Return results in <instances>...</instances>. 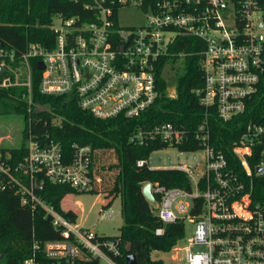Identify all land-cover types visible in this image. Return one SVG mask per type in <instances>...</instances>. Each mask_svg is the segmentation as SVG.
Returning a JSON list of instances; mask_svg holds the SVG:
<instances>
[{
	"label": "built area",
	"instance_id": "2783aa9c",
	"mask_svg": "<svg viewBox=\"0 0 264 264\" xmlns=\"http://www.w3.org/2000/svg\"><path fill=\"white\" fill-rule=\"evenodd\" d=\"M134 1L150 12L143 25L118 23V10L131 0H117L116 15L102 0L92 21L57 15L61 25H51L56 34L52 48L33 42L18 56L0 46V67L6 68L0 86L22 85L31 91L35 63L42 92L72 96L99 118L137 117L159 95L161 59L180 35H188L204 41L203 85L196 94L207 113L214 108L229 120L264 91V0ZM40 61L43 68L38 67ZM169 94L175 96V88ZM257 114L260 120L249 122L232 146L239 168L212 145L207 117L190 132L182 124L164 121L130 136L136 144L160 139L180 145L191 137L202 144L201 168L186 163L163 167L185 172L188 186L143 184L152 183L155 201H149L164 225L186 219L195 223L182 247L186 264H264V194L254 191L256 176L263 174L259 167H264V101ZM256 147L259 157L253 165ZM94 161L91 144L73 141L66 151L49 137H30L27 157L15 166L0 152V190L15 187L23 204L42 205L62 233L60 239L34 240L31 256L20 264H122L117 259L122 255L120 238L74 224L36 192L45 179L93 190L101 181ZM137 164L159 168L144 158ZM163 232L164 226L156 229L157 234Z\"/></svg>",
	"mask_w": 264,
	"mask_h": 264
},
{
	"label": "trees",
	"instance_id": "16d2710c",
	"mask_svg": "<svg viewBox=\"0 0 264 264\" xmlns=\"http://www.w3.org/2000/svg\"><path fill=\"white\" fill-rule=\"evenodd\" d=\"M99 1L102 0H0V46L15 50L18 56L33 42L52 48L56 39L51 26L54 18L61 15L64 18L75 17L79 22L92 21L96 18ZM149 1L153 0H146V3ZM103 4L112 6L116 15L119 7L117 0H104ZM203 48L202 39L180 35L170 46L169 54L159 63L158 97L139 116L132 118H99L83 109L72 96L42 92L40 71L35 63L31 91L22 85L0 86V113L17 112L25 119L22 145L0 148L2 158L7 159L12 166L27 157L30 137L54 138L66 151L71 150L73 141H78L91 144L95 156L100 150L115 153L117 161L111 163L109 168H116L117 173L113 185L103 190L108 198L104 207H110L113 197L121 195L124 223L120 227L121 233L110 237L121 239L122 255L117 259L122 264H125L128 254H134L140 264H164L162 259L153 258L152 252L172 250L184 235V221L164 225L159 220L152 203L143 194L144 182L179 187L189 185L187 174L179 169L150 168L147 164H137L138 159H149L154 150L169 145L160 139L136 144L130 141V136L141 127H152L164 121L182 124L190 132L197 129L207 117L212 145L221 149L230 163L239 168L240 163L232 146L246 131L249 122L260 120L257 112L262 108L264 91L254 96L245 112L229 120L222 119L214 108H210L207 113L196 94V90L203 85L200 65ZM177 61H182V69L176 73L174 83ZM169 63L173 65L167 69L171 72L168 76L164 70ZM171 85L175 87V96L169 94ZM174 146L182 151L202 148L200 140L194 137ZM258 157L259 149L256 147L250 158L253 165ZM100 184L91 191H99ZM254 184V191L262 196L264 173L256 176ZM36 192L60 213L76 221L77 212L72 208L65 209L62 200L69 193L81 191L68 184L45 179L43 186L37 188ZM160 226H164V232L157 234L156 229ZM60 238L61 229L53 224L52 217L42 205L33 207L23 204L15 187L0 190V252L3 253L0 264H20L31 256L34 240L44 242Z\"/></svg>",
	"mask_w": 264,
	"mask_h": 264
},
{
	"label": "rangeland",
	"instance_id": "374dc122",
	"mask_svg": "<svg viewBox=\"0 0 264 264\" xmlns=\"http://www.w3.org/2000/svg\"><path fill=\"white\" fill-rule=\"evenodd\" d=\"M148 14H150L149 11L142 9L135 4L134 0H131L130 5L123 6L118 10L117 20L123 27L139 26L148 21ZM54 23L60 26L61 20L55 17ZM172 65V63H169L165 67L164 72L165 74L168 73V76L171 72L167 69ZM175 68L176 71L173 75L174 83L176 73L182 69V61H177ZM174 88L171 85L169 93L174 92ZM24 127L25 119L23 115L17 112L0 113V148L3 147L6 149L22 145ZM204 154L203 149L182 151L174 145H169L154 150L150 154L148 162L152 167H172L180 163H186L194 169L196 166L202 167ZM116 161V155L113 151H97L95 166L97 177L101 178V184L98 185V189L100 190L69 193L63 198L62 206L65 209L72 208L78 214L74 224L91 228L100 234L109 236H115L121 233L120 227L124 223L121 195L113 197V202L110 207H104L108 198L103 190L113 185L117 173V169L109 168V165ZM154 213H157L156 208H154ZM194 229L195 223L186 219L184 235L179 240L178 245L170 251L154 250L152 257L162 259L164 264H186L185 251L182 247L193 235Z\"/></svg>",
	"mask_w": 264,
	"mask_h": 264
},
{
	"label": "water",
	"instance_id": "95a60500",
	"mask_svg": "<svg viewBox=\"0 0 264 264\" xmlns=\"http://www.w3.org/2000/svg\"><path fill=\"white\" fill-rule=\"evenodd\" d=\"M38 67L43 68V64L40 61L38 63ZM6 72V68H2L0 67V76ZM259 170L264 173V167H259ZM38 188H41V185H37ZM143 194L145 195V197L150 200V201H155V196L152 192V183H147L146 185H144L143 187ZM3 257V253L0 252V259ZM125 264H140L137 259L136 256L134 254H128L126 256V260H125Z\"/></svg>",
	"mask_w": 264,
	"mask_h": 264
}]
</instances>
